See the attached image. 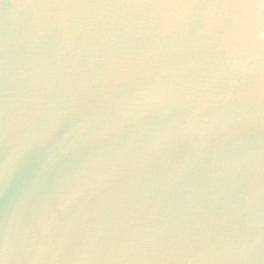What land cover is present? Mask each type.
<instances>
[{
  "label": "water",
  "instance_id": "water-1",
  "mask_svg": "<svg viewBox=\"0 0 264 264\" xmlns=\"http://www.w3.org/2000/svg\"><path fill=\"white\" fill-rule=\"evenodd\" d=\"M0 264H264V0H0Z\"/></svg>",
  "mask_w": 264,
  "mask_h": 264
},
{
  "label": "snow or ice",
  "instance_id": "snow-or-ice-1",
  "mask_svg": "<svg viewBox=\"0 0 264 264\" xmlns=\"http://www.w3.org/2000/svg\"><path fill=\"white\" fill-rule=\"evenodd\" d=\"M129 3H134L137 2V0H128ZM141 2H143V0H141Z\"/></svg>",
  "mask_w": 264,
  "mask_h": 264
}]
</instances>
